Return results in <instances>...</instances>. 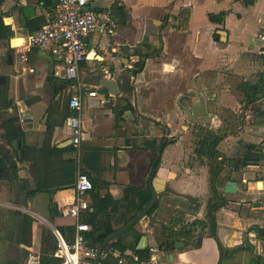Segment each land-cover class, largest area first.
<instances>
[{"label":"crops","instance_id":"0c3cea01","mask_svg":"<svg viewBox=\"0 0 264 264\" xmlns=\"http://www.w3.org/2000/svg\"><path fill=\"white\" fill-rule=\"evenodd\" d=\"M54 1L0 2L2 21L13 31L0 40V55L6 53L5 64L0 58V115L6 112L0 119V186L10 187L13 203L6 209L15 216L0 225V264H25L31 249L39 252L40 264H59L53 230L74 238L75 219L63 209L74 201L79 172L94 183L85 196L87 219L145 235L141 249L151 251L144 264H264V160L248 172L234 167L220 174L219 201L226 203L213 213L216 238L209 226L177 233L194 220L206 222L212 197L191 121L225 133L216 149L229 167L237 159L230 152L241 145L226 144L228 139L251 144L264 157V56L257 39L264 30V0H90L96 10L119 11L121 28L115 40L87 38L92 57L78 70V147L68 141L66 125L76 81L65 86L64 66L49 49H33L26 63L17 53L52 17ZM137 64L142 69L134 74ZM100 78L115 80L117 95L103 89ZM90 91L96 95L89 97ZM155 157L159 164L151 173ZM230 179L237 183L234 193L223 191ZM146 186L151 198L157 193L156 208L136 221L151 200L140 210ZM22 214L30 224L20 221ZM179 217L181 223H174ZM125 239L132 242L133 234Z\"/></svg>","mask_w":264,"mask_h":264},{"label":"built area","instance_id":"2783aa9c","mask_svg":"<svg viewBox=\"0 0 264 264\" xmlns=\"http://www.w3.org/2000/svg\"><path fill=\"white\" fill-rule=\"evenodd\" d=\"M118 24L109 12L95 10L90 0H55L52 17L46 24L27 37L25 44L18 46L17 53L22 63L28 60V54L33 49H49L54 59L63 64L68 79L75 80L77 91L68 100L69 114L66 125L71 131V144L78 147L82 137V88L79 80L80 64L91 58L87 38L98 34L109 40H115L118 35ZM262 43L261 51L264 56V30L257 34ZM33 71L32 68L29 69ZM95 91L88 92L94 97ZM252 165L245 168L251 170ZM92 182L84 172H79L74 185V201L63 209V213L75 219L74 238L67 241L58 230H53L56 239L54 255L60 260L59 264H92L98 255L99 245L87 246L84 233L90 226L80 221L82 212L87 211L86 194L92 190ZM263 206H264V200ZM103 248L100 258L105 256ZM25 264H40L39 252L31 249L26 256ZM115 264H144L134 252L126 251L115 255Z\"/></svg>","mask_w":264,"mask_h":264},{"label":"trees","instance_id":"16d2710c","mask_svg":"<svg viewBox=\"0 0 264 264\" xmlns=\"http://www.w3.org/2000/svg\"><path fill=\"white\" fill-rule=\"evenodd\" d=\"M0 2H1V0H0ZM98 11H102V10H98ZM109 13L115 20H116V16L120 15L119 11H118L119 14L117 12L115 13L113 11H109ZM209 18L212 21L213 16L210 15ZM116 22H117V20H116ZM117 24H118V22H117ZM12 35H13V31L11 30V28L9 26H7L3 23L2 17L0 16V40L7 41L10 37H12ZM140 65L137 64V66L139 68L136 71H133L134 74L141 71L142 67ZM73 83H74V80L67 79L65 82V86L73 85ZM198 130L199 131L196 132V134H198L199 139L197 140L198 145H197V148L195 149V152L198 156H204L207 160L208 171H209L208 185H209V191H210L212 197L207 202V210H206V215H205L206 216V222L194 220L191 224H186V225L184 224L183 225V223H182L181 225H183V226L180 227V230L177 231V233L190 234L195 225L196 226L199 225L201 228L209 226L210 230H211V235L214 238H216L215 229H214L215 228V218H214L213 213L226 203V201L223 199L219 201V199H221L220 195L218 194V186L221 183L220 174L227 168H228V171H233V170H236L238 168L229 167L227 165V161L225 160L226 157H224L222 155V153L220 154V152L216 149V146H218V144L221 142V140L225 136V133L219 134L216 131L214 132V130L207 128V127L203 130L201 126H198ZM202 131H204V132L202 133ZM18 134L20 135L21 133L17 132V135ZM218 155L221 158L218 159V157H219ZM234 158H237L236 160H238V162H239V167H241V166L245 167L246 165H257L260 163V161L264 160V157H262L261 152L259 150H257L255 146H253L251 144H246L244 147V151H242V153L240 155H237ZM151 164L152 165H151L150 171H151V173H153L159 164V159L157 157H155V159L153 160V162ZM4 170L5 169L0 168V175L2 174V172ZM228 177H229V175L227 174L225 179ZM88 178H89V176H88ZM90 181L92 182V186H94L92 179H90ZM144 192L145 193H144V197H143V201H142V205L140 207V210L148 203V201L151 198V194H150L147 186L144 188ZM216 199H218V200H216ZM155 208H156V203H154V205L151 207V209L148 212V215H150L152 213V211H154ZM85 212H86V214L83 216V219L81 220V222L85 221L84 223H86L90 226V229L84 233V237H85L87 246H94V245L100 246L110 234L115 233V232H119L120 230H122V228H119V229L104 228L101 226V223H99L93 217L91 220L87 219V216L88 217L91 216V214L88 213V209ZM82 213H81V215H82ZM20 218L22 219V220H20L22 223L23 222L25 224L31 223V218H29L25 214L20 215ZM181 219L182 218L179 217L178 219L175 220L174 223H179V222L181 223ZM59 231L61 234L64 235V232L62 230H59ZM129 232H131L133 234L134 239L132 242L127 241L125 239V236ZM170 232H171V228H170ZM140 237H141V234L137 233L135 231H131V228L128 230V232L123 231L121 233V235L112 239V241L108 244V247H106V249L104 250L105 256L101 257L97 264H115V254L114 253L123 254L126 251L134 252L143 261L146 260L149 257L151 250L148 247L141 249V250H136V248H135ZM72 240H67V241H72ZM218 244H219V242H218ZM219 248H221L220 244H219ZM53 249H54V251L56 250V239H55V244H54ZM56 261H60V260L57 258Z\"/></svg>","mask_w":264,"mask_h":264},{"label":"water","instance_id":"95a60500","mask_svg":"<svg viewBox=\"0 0 264 264\" xmlns=\"http://www.w3.org/2000/svg\"><path fill=\"white\" fill-rule=\"evenodd\" d=\"M101 76H103V73H102V72H101ZM1 81H3V76H0V82H1ZM98 83H99V85H100L103 89L108 90V91H109L111 94H113V95H117V93H118V89H117V84H116L115 80L108 79V78H100ZM184 109L186 110V112H187V114H188V116H189V118H190V117H191V112H190V110H188L187 108H184ZM68 141L71 143V140H68ZM230 163H231V160L228 161V164H229V165H231ZM233 166H234V167H238V166H239V162H238V160H234V165H233ZM236 185H237V183H236L235 181H233V180L230 179V180H228V181L226 182V184H225V186H224V188H223V191L226 192V193H234V192L236 191ZM156 196H157L156 191H153V192H152V198H151V200L149 201V203L147 204V206L143 209V211H142L138 216H136V218H135L136 221H138L139 219H141L142 217H144V216L147 215L148 211L150 210V208L152 207V205H153V203H154V201H155V199H156ZM135 220H134V221H135ZM132 224H133V222L130 223L129 226L132 225ZM127 228H128V227H126V229H127ZM120 233H122V232L112 233V234H110V235L104 240V242H103V243L100 245V247H99V251H98V255H97V257H96L95 260L92 262V264H97V263H98V261H99V259H100V254H101L103 248L105 247V245L107 244V242H108L109 240H111L112 238L116 237L117 235H119ZM177 244H179V242H176V243H175V246H176ZM146 245H147V238H146L145 235H142V236L139 238V240H138V242H137L135 248H136V250H140L141 248L146 247Z\"/></svg>","mask_w":264,"mask_h":264},{"label":"rangeland","instance_id":"374dc122","mask_svg":"<svg viewBox=\"0 0 264 264\" xmlns=\"http://www.w3.org/2000/svg\"><path fill=\"white\" fill-rule=\"evenodd\" d=\"M118 27V31L120 32V28H121V26L120 25H118L117 26ZM14 42V45H19L20 44V40H14L13 41ZM5 51H4V53L3 54H1L0 55V58H1V61L3 62V64H5L6 63V56H5ZM15 112V111H14ZM13 112V113H14ZM4 113H6V112H4ZM4 113H2V115L4 114ZM12 113V114H13ZM2 115H0V119H5L6 117H3ZM225 120H227V119H225ZM227 123H229V124H231V121H228L227 120ZM208 125V124H207ZM206 125V126H207ZM236 125H239V124H235V126ZM189 126V128L191 129V132L192 133H196V132H198L199 130H198V126L199 125H196V124H194L192 121H191V123L188 125ZM206 126H204V125H202L201 127H202V129L204 130L205 128H206ZM232 124L230 125V127H228V128H230L231 130H232ZM208 127V126H207ZM204 131H202V133H203ZM192 135L193 134H191V136L189 137V140H190V142H192L193 141V137H194V135H193V137H192ZM188 138V137H187ZM234 142H235V144L238 142V143H240V145H241V148L239 149V150H232L231 152H230V154H229V157H235V156H237V155H239V153L240 152H242V151H244V147L242 146L244 143L242 142V141H235V140H233V139H228V141H226V144H229V145H231V144H234ZM7 146L9 147V145H8V143H7ZM225 154V153H224ZM231 167H234L233 165H231ZM238 168L240 169V171L241 172H248V171H246V170H248V169H245L243 166H241V167H239L238 166ZM249 171H251V170H249ZM229 172V171H228ZM8 191H10V187H8V185L7 184H2V186H0V213H2V214H0V225H6L9 221H14L15 220V216L14 215H12V214H9V213H11L10 211H8V209H6V206L8 207V205H10V203H13V201H12V198H10L9 197V193H8ZM5 210L6 211H8V213L7 214H4L5 213ZM4 232H5V230H4ZM6 236V235H5Z\"/></svg>","mask_w":264,"mask_h":264}]
</instances>
